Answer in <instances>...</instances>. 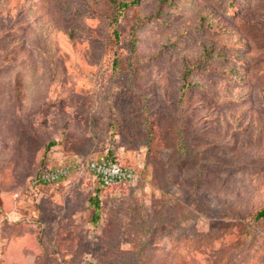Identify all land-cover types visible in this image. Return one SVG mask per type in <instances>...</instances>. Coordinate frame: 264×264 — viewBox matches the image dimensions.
<instances>
[{
	"label": "rangeland",
	"instance_id": "374dc122",
	"mask_svg": "<svg viewBox=\"0 0 264 264\" xmlns=\"http://www.w3.org/2000/svg\"><path fill=\"white\" fill-rule=\"evenodd\" d=\"M132 1L0 0V264H264V0Z\"/></svg>",
	"mask_w": 264,
	"mask_h": 264
},
{
	"label": "built area",
	"instance_id": "2783aa9c",
	"mask_svg": "<svg viewBox=\"0 0 264 264\" xmlns=\"http://www.w3.org/2000/svg\"><path fill=\"white\" fill-rule=\"evenodd\" d=\"M86 167L88 171L103 184L106 189H126L136 180L134 172L127 169L116 160L103 162L89 161L86 164L78 163L77 168ZM69 168L61 167L57 170H45L39 176L38 183H53L68 175Z\"/></svg>",
	"mask_w": 264,
	"mask_h": 264
},
{
	"label": "trees",
	"instance_id": "16d2710c",
	"mask_svg": "<svg viewBox=\"0 0 264 264\" xmlns=\"http://www.w3.org/2000/svg\"><path fill=\"white\" fill-rule=\"evenodd\" d=\"M140 1L141 0H133L131 2V4L133 6H138L140 4ZM126 7H127L126 4H119V8H126ZM113 159H115V158H113V157H107V158H105V159H103L102 161H99V162H103V161H107V160H113ZM40 175H41V173H40ZM39 184H44V183H39ZM99 184L102 186V188H105L100 181H99ZM90 205L95 210V214L93 216V221H94V223H97L100 220V210H101V202H100V197L98 195V192L95 195V197H93V198L90 199ZM262 218H264V211H262L258 215V219H262Z\"/></svg>",
	"mask_w": 264,
	"mask_h": 264
}]
</instances>
